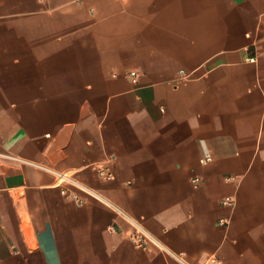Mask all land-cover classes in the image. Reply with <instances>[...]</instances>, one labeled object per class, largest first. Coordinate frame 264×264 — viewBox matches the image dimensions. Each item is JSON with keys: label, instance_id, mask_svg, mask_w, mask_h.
Instances as JSON below:
<instances>
[{"label": "crops", "instance_id": "0c3cea01", "mask_svg": "<svg viewBox=\"0 0 264 264\" xmlns=\"http://www.w3.org/2000/svg\"><path fill=\"white\" fill-rule=\"evenodd\" d=\"M0 264H264V0H0Z\"/></svg>", "mask_w": 264, "mask_h": 264}, {"label": "built area", "instance_id": "2783aa9c", "mask_svg": "<svg viewBox=\"0 0 264 264\" xmlns=\"http://www.w3.org/2000/svg\"><path fill=\"white\" fill-rule=\"evenodd\" d=\"M250 61L254 62L255 58L251 57L249 58ZM137 73L135 71H130L128 73V77L130 78V80L134 83L137 82ZM211 157L209 154H205L203 157L200 158V162L202 163H206L208 161H210ZM98 174L105 178V179H110L111 178V174L109 172L106 171L105 168H99L98 169ZM63 180L66 184L75 187L77 190L89 193V194H93V191H91L90 189L86 188L85 186L81 185L80 183H77V181H75L70 175H66V174H62ZM200 181V178L198 176H195L192 178V182L196 185L198 182ZM63 192H66V188H64L62 190ZM70 195L72 198L76 199L79 203H81L83 201V199L74 191H69ZM220 203L223 206H232L233 205V198L231 196H224ZM219 224L221 225H227L228 221L225 219H219ZM147 240H151L146 234L142 233L141 235L138 236H134V242L136 243V245L144 247L146 245Z\"/></svg>", "mask_w": 264, "mask_h": 264}]
</instances>
